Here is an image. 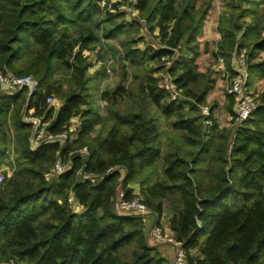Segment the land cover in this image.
<instances>
[{
    "label": "trees",
    "instance_id": "16d2710c",
    "mask_svg": "<svg viewBox=\"0 0 264 264\" xmlns=\"http://www.w3.org/2000/svg\"><path fill=\"white\" fill-rule=\"evenodd\" d=\"M211 5V0H137L148 29L143 35L142 22L103 12L98 0H0V71L37 81L29 96L25 86L0 96V163L11 153L15 165L0 185V264H168L147 243L141 218L115 210L119 175L105 170L118 164L126 169V197L133 196L130 184L138 183L159 226L168 212L169 232L189 264L264 263V89L251 92L258 95L257 107L239 125L232 120L231 127H221L215 102L201 113L216 84L212 68L202 70L197 63L208 49L200 37ZM223 5L211 57L216 62L221 56L229 66L234 48H244L250 88L264 80V0H223ZM127 27L137 36L125 47L120 82L100 97L112 104L131 95L124 85L127 65L143 67L139 96L172 120L187 155L178 146L162 154L154 114L103 116L91 105L88 70L100 58L98 32L115 38ZM94 48L95 57L84 54ZM164 55L182 93L176 101L154 75L164 68ZM61 69L67 73L59 75ZM49 94L58 97V106L45 104ZM225 97L233 116V97L229 92ZM24 109L42 116L51 133L67 130L75 116L79 128L63 143L44 142L31 150ZM58 155L70 168L51 173ZM82 171L96 176L83 178ZM70 193L83 211L72 209Z\"/></svg>",
    "mask_w": 264,
    "mask_h": 264
},
{
    "label": "built area",
    "instance_id": "2783aa9c",
    "mask_svg": "<svg viewBox=\"0 0 264 264\" xmlns=\"http://www.w3.org/2000/svg\"><path fill=\"white\" fill-rule=\"evenodd\" d=\"M137 0H98V4L103 12L115 13L117 11L122 12L126 20L136 18L143 23L140 29L141 34L145 35L148 33V29L145 20L140 15V11L135 7ZM157 33V32H156ZM169 34V32H168ZM159 41L156 38V44ZM143 44V43H142ZM162 47H166L162 45ZM173 55L176 56V49H173ZM97 48L84 51L85 55L95 57L97 54ZM246 50L244 48H234L230 58L229 66L223 57L219 56L216 59V68L222 79L225 80L227 85V92L233 97V116L231 119L235 124H240L248 118L252 111L257 107L258 102L256 101L255 95H253L247 86L248 81V63L246 60ZM96 61L92 66L105 65L100 58H96ZM161 61L164 64V68L155 72V76L158 79L159 86L166 91L168 99L170 101H176L182 97L181 90L174 84L173 77L167 71V67L170 65V57L162 56ZM107 72L110 69L106 68ZM25 86L27 88V96L31 95L36 89L37 81L30 75H15L12 73H2L0 71V89L8 91V94L16 92L20 87ZM45 104L47 106H58L59 99L54 94H49L45 97ZM200 111L202 114H207L208 110L205 106L200 105ZM42 116L36 115L32 110L24 109L22 113V120L30 125V137L29 147L31 150H36L44 142L59 141L64 142L68 137H74L79 128V117L75 116L70 120L67 130L51 133L46 129L48 122H43ZM209 124V121H205ZM84 154H87L85 148L80 149ZM9 159L0 163V185L3 183L6 177H9L14 170V161L12 154L9 153ZM70 168V162L63 159L58 155L50 169L51 173H63ZM113 172L118 173V182L113 195L114 208L117 212L127 216L142 218L148 213H152L154 216V224L150 228V236L161 243H170L174 247V262L173 264H189L184 250L181 248V244L177 242L172 236L166 234L163 229L157 224V215L151 211L141 197L139 193H135L133 196L126 197V191L122 187V181L126 173V169L123 165H110L106 168L105 173L110 174ZM80 176L83 178L92 179L96 176L93 172H80ZM68 203L72 209L76 212L83 211V207L76 201L74 196L70 193L68 196Z\"/></svg>",
    "mask_w": 264,
    "mask_h": 264
},
{
    "label": "rangeland",
    "instance_id": "374dc122",
    "mask_svg": "<svg viewBox=\"0 0 264 264\" xmlns=\"http://www.w3.org/2000/svg\"><path fill=\"white\" fill-rule=\"evenodd\" d=\"M223 1V0H222ZM139 34V32H138ZM100 37L99 46H102L100 52V59L105 65H97L89 68L88 72L92 77L90 83L91 89V105L93 109L98 112L100 115H113V113L117 112L119 114H123L129 116L133 111H147V114H154L157 117L159 130H160V149L162 154L166 151L173 149L175 146L179 147V150L184 155H187L189 148L182 141L181 133L171 126V119L164 118L159 110L153 106L146 98H141L138 92V84L141 82L143 77V67L136 68L132 65H127V79L124 82V85L127 87L128 91H130L131 95L129 96H118L116 101L112 104L107 102L106 100L100 97L101 93L105 89L113 88L117 83L120 82L121 79V65L124 63L123 54L125 51V47L131 41L133 37H136L137 34L134 33V30L131 28H125L124 32L116 35L115 38H103L102 34L98 32ZM152 39V38H151ZM150 39V40H151ZM152 41V40H151ZM139 47H143L144 44L142 42L138 43ZM199 68L202 70H206L208 68H212L214 71V75L219 73L215 70V62L211 57V54L207 57H199L197 59ZM110 69V72H107L106 68ZM59 75H65L67 71L58 70ZM221 78V77H220ZM222 79V78H221ZM224 80V79H222ZM225 82V80H224ZM226 85V82H225ZM227 87V85H226ZM261 91L264 89V80L258 79L255 80L254 85L251 86L249 91L253 92L255 89ZM226 91L223 86H215L206 97V105H203L209 109L212 103H217V106L214 109V116L217 121L222 124L221 127H231L232 119L228 118V113L226 110ZM256 97V101L258 102V95L252 93ZM202 113V112H201ZM206 121V120H205ZM234 125H238L233 123ZM100 126H96L98 129ZM13 158V157H12ZM9 159V157H7ZM160 162L157 163L158 168H160ZM161 172V171H160ZM163 177V175L161 176ZM140 196V193L138 194ZM141 197V196H140ZM168 212L164 211L163 216L161 218V223L165 225L166 228L168 222ZM150 219V223H143L144 230L148 229L154 223V216L152 213L147 214ZM161 224V226H162ZM166 245H171L170 243H165ZM172 246V245H171ZM264 264V263H263Z\"/></svg>",
    "mask_w": 264,
    "mask_h": 264
},
{
    "label": "crops",
    "instance_id": "0c3cea01",
    "mask_svg": "<svg viewBox=\"0 0 264 264\" xmlns=\"http://www.w3.org/2000/svg\"><path fill=\"white\" fill-rule=\"evenodd\" d=\"M211 3H212V5L208 11V14H207L205 20H204L203 33L200 37L202 45L204 43H208V49H207V51L203 52L199 57L209 56L211 54V51L215 50L216 42L220 39V33L217 31V24H218L219 15L224 10L223 1L222 0H211ZM214 66H215V68L217 67L216 62H215ZM215 70L217 71V68ZM216 75H217V77H216L215 86H223L224 90L227 92V87L225 85L224 80H222L220 78V76L218 78V74H216ZM5 93H8V91H6L4 89H0V96L2 94H5ZM232 109H233V107H232ZM229 118H231V115L228 113L227 119H229ZM219 125L223 126L220 123H219ZM130 187L133 188V191L135 193H139L140 186L138 183H132V184H130ZM141 220L143 221V223H147V224L150 223V219L148 218L147 214L145 216H143L141 218ZM153 224L150 227H148V229L144 230L146 241L149 245L156 248V250L167 261L168 264H173V262H174V249H173V247H174V245L173 244H171L172 246L166 245L165 243H161V242H158L157 240L153 239L149 234L150 228L153 226ZM160 227L163 229V231L166 234L172 236L171 233L169 232L168 225H166V228H164L165 225H163V224H162V226L160 225Z\"/></svg>",
    "mask_w": 264,
    "mask_h": 264
}]
</instances>
